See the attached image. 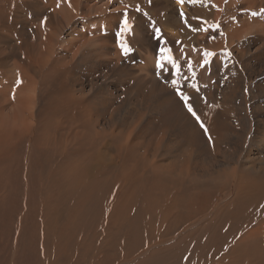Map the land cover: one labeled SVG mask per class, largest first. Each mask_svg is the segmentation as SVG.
I'll list each match as a JSON object with an SVG mask.
<instances>
[{"label": "rangeland", "instance_id": "obj_1", "mask_svg": "<svg viewBox=\"0 0 264 264\" xmlns=\"http://www.w3.org/2000/svg\"><path fill=\"white\" fill-rule=\"evenodd\" d=\"M187 1L183 3L184 14L194 19L189 28L182 27L184 21H180L179 13L171 9L173 5H168L172 4L169 0H32L35 12L23 5L25 1L6 2L4 21L0 22V37L6 42L0 43V51L10 56L7 67H12L15 62L29 68L25 69L22 81L28 83L29 90L32 88L36 92L37 88V93L48 92L45 95L47 99H53V106L65 99V95L77 101L67 103L69 107L60 104V109L54 108L49 100L41 117V126L39 124L37 146L46 148L50 145L52 149L50 139L55 125L74 127L71 134L82 131L84 134L78 135L88 132L95 137L92 149L108 159L115 158V170L119 172V161L126 154L124 150L119 152L120 144L128 138L127 145L140 144V154L146 153L152 162L154 157L158 166L187 167L194 172L191 181L200 182L192 191L186 181L188 189L186 185L175 187L174 193L179 194L175 199L169 197L165 189L155 192L149 190L151 186L146 187L150 192L146 194L150 199L147 204L138 203L136 195L130 194L125 206L111 213L112 218H105L106 196L109 188L115 187L118 173L115 171L114 177H108L110 182L104 178L99 231L95 229V222H88L92 221L93 215L86 216L85 228L78 226L81 220L74 219L68 229L73 240L86 237L85 244L90 252L88 256L78 258L87 261L86 264H131V260L150 259L151 250H146L150 247V240L146 238L151 230L148 229L147 233L144 230L140 220L143 208L133 210L135 205L145 206L149 215L168 214L169 218L196 216L201 207L206 208L205 220L208 221L191 234L185 233L177 242L172 240L166 244L171 251L174 245L182 251V264H189V261L190 264H199V260L206 258L208 262H214L208 255L201 256L203 252H211L213 259L218 260L245 231L255 232L252 239L256 244L253 240L248 241V247L250 245L251 250L255 247L256 251L257 262L252 263L264 264V34L248 28L231 42L227 38L231 30L250 23L253 18H264V0ZM251 4L262 6L257 12L252 10ZM125 12L133 28L122 37L133 49L128 57L121 55L115 36ZM156 28L160 29L159 39L155 36ZM20 31H25L22 36L18 34ZM20 39L26 44L28 53L20 48L11 52V46ZM160 48L165 49L163 54L159 52ZM206 52L214 55L207 57L209 63L201 68ZM158 56L164 64L160 71L156 68ZM169 57L176 61L178 69L172 68ZM30 59L38 62L32 69ZM172 79L177 81L185 95L191 97L189 103L199 115L207 134L176 95ZM0 81L3 83L1 75ZM5 82L4 88L11 93L14 80ZM35 92L32 107L37 112L41 103H38L39 96ZM72 106H75L76 113H72ZM227 174H232L236 180ZM155 177L157 174L153 175ZM237 179L243 185L235 188ZM20 198L22 208L23 194ZM216 198L218 204L214 207ZM67 204L73 209L69 200ZM211 217L217 221L215 225L209 220ZM96 231L98 234L95 235ZM199 231L202 233L196 235ZM218 232L222 233L216 240L219 250L213 248L211 251L198 245L208 234L216 236ZM96 245L101 248L99 262L92 257ZM146 251V256L138 257Z\"/></svg>", "mask_w": 264, "mask_h": 264}, {"label": "bare ground", "instance_id": "obj_2", "mask_svg": "<svg viewBox=\"0 0 264 264\" xmlns=\"http://www.w3.org/2000/svg\"><path fill=\"white\" fill-rule=\"evenodd\" d=\"M6 2L7 0H0V22L4 21ZM21 2H24L23 5L31 11H36L32 0H21ZM169 2L172 3H169V6L173 5L171 6V9L179 13L180 21H184L182 27L189 28V24H191L190 22L193 24L194 19L185 15L183 18L181 17V13H184L185 10V8H183L184 5L178 4L177 0H169ZM245 2L247 3V1ZM249 6H252L251 8L253 11L255 10L258 12L262 5L257 4V7L255 5L254 7L251 4ZM248 28L255 29L259 33L264 34V18H253L250 23L246 22L245 25L231 30L232 32L227 34L228 40L231 42V40L234 39L238 33L246 31ZM23 32L20 31L18 34L22 36ZM4 42H6L5 39L0 37V43ZM17 43V45L14 44L11 46V52H17L16 49H21L20 51L28 53L27 46L23 40ZM9 57L10 56H7L5 53L0 51V75L3 77V83L0 81V264H23L24 262L33 264H86L85 262L87 261L84 259H78L79 256L84 257L90 252L87 244H85L86 237L83 239V237L79 236L80 238L77 237L78 239L76 238V240H73L71 239L68 229L71 227L74 219L81 220L78 221V226L85 228L87 225H85L87 220L86 216L93 215L94 218L92 221L88 222H95V229L99 231L97 228L101 219V211L103 210V194L101 189L102 180L105 178L104 180L107 179V181H109L108 177H114L113 175L116 171L115 169H117V160L115 161V158L108 159L107 156L99 155L97 150H93L91 145L94 146L96 138L89 135L90 133L86 132V135H78L79 133L84 134L82 131H78L71 134L74 127L67 128L66 126L55 125L50 139L52 149L50 148V145L46 146V148H40V146H37L39 124L41 126V117L44 112V108L48 105L49 100L53 106V99H47L46 95H48V92L44 93L41 91L37 93V88L36 92L32 90V88L29 90L30 87L28 88L26 85L28 83L24 84V81H22V78H25V69L29 68H23L24 66H19L18 64H15V62H13L14 64L12 67H7L8 62L10 61ZM30 62V69L38 65L37 60L30 59ZM38 75L40 74L38 73ZM8 79H13L16 85H13V89H10L11 93L7 92L8 90L4 88L6 84L5 81ZM18 80L20 83L23 82L22 85L20 84L18 86ZM34 92L39 96L38 103H41V107L39 106L40 109H38L37 112L32 107L35 104L34 99L36 98V96H34L35 98L33 99ZM72 98L73 97L70 95H65V99L62 98L63 100H59L53 107L62 109V105L64 107H69L67 103H77V101H72ZM73 107L75 106H72L70 109L73 110L72 113H76V110ZM55 114L56 113L54 112L53 115ZM35 122H37V124ZM124 138H126V136H124ZM127 140L128 138L121 144L119 143L122 145L119 152L124 150L126 154L122 156L121 161H119L121 164L119 172L116 171L119 175L115 177L116 185L113 189L109 188L108 196H106L107 202L105 206V218H112L111 213H114L118 208L125 206L127 204L125 200L130 194L136 195L135 201L138 203L143 204L145 202V204H147L150 199L148 198V195H146L149 192L146 187L151 186L149 189L151 191L165 189L169 193L168 196L175 199L179 195L174 193L175 187L180 185L183 188V186L188 183L192 191L194 190L196 184L200 183L198 181L195 183H193L194 181H191L192 176H194V172H191L189 168L182 166L175 169H173L174 167L168 166L160 167L156 164L157 161L154 157L151 156L153 158L152 162V160H149L146 156V153L143 152L140 154V144H129V146L126 143ZM44 150L47 152H43ZM154 162L155 165H153ZM154 174H157V177L153 178ZM227 175L232 176L233 179L236 180L232 174ZM185 181L187 183H185ZM240 182L241 181L237 179L235 188L236 185H243V183ZM186 187L188 189V185H186ZM155 192L154 194H156ZM22 194L24 201L22 204L23 207L21 208L20 204L22 203V199L20 196L22 197ZM68 200L70 201L73 209L67 207ZM214 202L215 203H213V205L215 207L218 204V199L216 198ZM143 205H135L133 206V210L143 208V214L140 215V220L146 233L148 232V229L151 230L146 238L150 240V247L146 249L147 251L151 250V252H149L150 259L148 261L143 260L140 262L131 260L133 261L131 264H182V251L180 252L175 245L172 246L174 250L171 251L168 249V246L166 247V244H169L172 240V242H177V239L182 238L185 233L195 231L196 227L208 221L205 220L208 215L206 208L204 206L201 207L196 216H188L185 218L170 217L172 219L171 220L168 217V214L162 216H160L161 214H158L159 216L147 214L149 210ZM223 206L228 207L226 205ZM12 208L13 211L10 212ZM172 213L173 212L171 211V214ZM209 220L213 222V225L217 222L213 217ZM109 224L110 223L108 222V225ZM204 227L206 228V226ZM80 229L81 228H79V230ZM160 229L164 230L157 232ZM152 230L154 231L152 232ZM98 231L94 234H98ZM219 232L216 236L208 234L198 243V245L202 246L204 249H211L212 251L213 248L215 249L216 246L218 247L219 245L218 241L216 242V240H218V236L222 234ZM198 233L202 232L199 231L196 235ZM254 233L252 234L247 231L243 232V235H239L238 238L234 240L233 245L231 244V248L225 252L223 255L224 258L221 257L218 258V260L217 258L216 260L213 259L211 252H203V254H201L200 252L203 250L200 249L201 251L199 253L201 256L208 255L209 258L212 257L214 262H208L209 260L206 258V260H199V264H232L229 259L234 261L233 264H249L250 261L252 263L255 262V260L257 262L256 251H254L255 247L252 250L249 248L250 245L248 247V241L253 240L252 237L254 236ZM258 235H260L259 232ZM29 242H31V244ZM212 243L214 246L211 245ZM217 243L218 245H216ZM254 243L256 244V242ZM251 245L254 244L251 243ZM143 246H145V244ZM68 248L69 250H67ZM95 248L96 249L93 251L92 257L95 259V262H99V260H101L99 256V254H101L99 252L101 251V248L99 249L97 245ZM147 251L146 253H140L138 257L148 254ZM249 251H251L250 255L248 254ZM174 252H177V254ZM182 255H184V253Z\"/></svg>", "mask_w": 264, "mask_h": 264}, {"label": "snow or ice", "instance_id": "obj_3", "mask_svg": "<svg viewBox=\"0 0 264 264\" xmlns=\"http://www.w3.org/2000/svg\"><path fill=\"white\" fill-rule=\"evenodd\" d=\"M184 2H185V0H177L178 4H183ZM189 2H195V0H189ZM136 10L139 12V10H140L139 6H137ZM262 11H264V10H262ZM184 15H185L184 13H181V17L182 18L184 17ZM252 15H256V13H252ZM196 19H199V18L197 17ZM193 30L196 31L198 29H193ZM132 31H133L132 25L129 24L128 19H127V12H125L124 13V19L119 23L118 31H116V33H115L116 43H117L118 47L121 50V55L124 56V57H128L133 52V49L128 45V43H126L122 39V37L125 34H128V33L132 32ZM155 36H156L157 39L160 38V29L159 28L155 29ZM159 52L161 54H163L165 52V49L164 48H160ZM204 55H205L206 58L200 64L201 68H204L209 63V60L207 59V57H211L214 54L210 53V52H206ZM169 62L171 63L173 69H178L179 68V65L176 63V61L171 59L170 57H169ZM188 63H189V68H191V61H189ZM163 67H164V64L162 63V59H161L160 56H158L157 59H156V68H157L158 71H160V70L163 69ZM170 74L171 75H176L177 73H170ZM17 83L19 84L20 81L18 80ZM171 84H172L173 88L176 91V95L179 97V99L181 101L184 102V106L187 109V111L191 114L193 119L200 125V127L202 129H204L205 134H207V129L205 128L204 124L200 120L199 115H197V113H196L194 107L192 106V104L189 103L191 97H189L188 95H185L184 92L181 91L180 86L177 84V81L175 79L171 80ZM192 87H195V85H192Z\"/></svg>", "mask_w": 264, "mask_h": 264}]
</instances>
